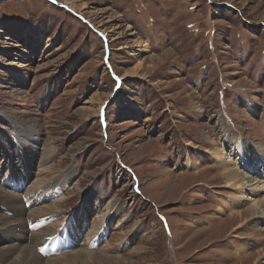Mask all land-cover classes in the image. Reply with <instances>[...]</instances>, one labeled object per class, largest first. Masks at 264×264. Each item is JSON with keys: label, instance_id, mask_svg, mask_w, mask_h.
I'll use <instances>...</instances> for the list:
<instances>
[{"label": "rangeland", "instance_id": "374dc122", "mask_svg": "<svg viewBox=\"0 0 264 264\" xmlns=\"http://www.w3.org/2000/svg\"><path fill=\"white\" fill-rule=\"evenodd\" d=\"M26 141L57 152L58 175L29 196L41 163ZM214 147L248 176L243 200ZM0 187L23 198L27 224L17 242L0 234V264L49 227L34 250L84 249L72 264L263 262L264 217L247 210L264 199V0H0Z\"/></svg>", "mask_w": 264, "mask_h": 264}, {"label": "bare ground", "instance_id": "6f19581e", "mask_svg": "<svg viewBox=\"0 0 264 264\" xmlns=\"http://www.w3.org/2000/svg\"><path fill=\"white\" fill-rule=\"evenodd\" d=\"M32 130H34V129H32ZM32 135L33 136H31L30 138H28V137H26V138L27 139L36 138L35 137L36 133H33ZM228 142L230 143V145L235 146L234 148L237 150V153L240 155V157H244L246 155L245 153H246L247 148L244 147V144H243V141L241 138L235 136L234 138H232L231 141H228ZM228 142H227V144H228ZM26 143H27V141H26ZM26 143H25V145H26ZM26 146H28L30 148V150H26V152L30 153L32 155L31 157L34 158L35 155H40V163H41V167L39 168V170H37L38 172H35L37 177H35L32 185L27 189L28 190L27 193L25 192L26 195L28 194V196H29L30 195L29 192H32L31 194H33V191L39 190L40 188H42L43 186L48 184V181L50 179L47 178V175H49V173H52L53 178L58 175V173L53 172V170L51 168L52 166H47L50 159L55 158L57 152H56L55 146L52 144H45V147H44L42 152L40 150H38V148L35 146V143H34V146H32V147L30 145V142L27 143ZM24 149H25V147H24ZM249 151H252V153L254 154V157H257L256 164L261 163V162L263 163V160L261 159L263 156L261 155L260 152H258V150L256 148H253ZM209 156L214 158L216 161H220L224 164L223 167H225V169H226L224 176L227 179V182L229 184H231V185H237V183L240 184L239 185L240 187L236 188L237 193L235 194V197H238L240 200H243L247 196L245 189H246V186L248 185V182H249V181H246L248 176L242 175V177H241L240 171H238V173H236L234 170H232V168H230L231 161L229 160L228 152L225 150V148L222 149L220 147H214V149L209 153ZM187 165L189 167H191L194 164L192 162L188 161ZM72 176H73V168L71 167L68 170H66V177L70 178ZM62 179H64V178H62ZM257 183H259V182H257ZM256 188L257 189L260 188L259 184ZM23 197H24V195H23ZM33 199L34 198L32 197L28 200L30 202V204H32V203L37 204L35 201H33ZM0 201H1V203H4V204L6 203V205L11 207L12 211H16V214L13 217L8 216L7 214H2L0 212V234L4 235L6 237H9V239L12 238L11 236H14V240L17 242V239L21 240L20 239L21 237L19 236V234H17L18 233L17 228L21 227L22 230L23 229L27 230V228H26L27 224H26V220L24 217L25 212H26L25 206L21 202V201H23V198L20 195L19 196L17 194L15 195V194H13L7 190H4L3 188L0 187ZM111 205H112V202L108 201L107 205H105V206L109 208V206H111ZM229 208L232 209V207L229 203L227 204L226 202H221V205L217 211L220 214ZM31 210H35L33 215H38L37 217H39V216L44 217V216L49 215V213L51 214L53 212L58 211V209L55 207L54 208L46 207L45 205L40 206V207H38V205L37 206L35 205V207L32 208ZM247 211L249 213V217H252L250 219V221L258 219L262 216L264 217V199L254 201V203L251 205V207H249V210H247ZM238 214H243V212L239 211ZM97 218H98V220H100V218H102V217H101V215H97ZM32 219H33V217H32ZM167 221H168V219H167ZM23 222H25V226L22 225ZM100 222L104 223V217L101 219ZM102 225H100V226H102ZM68 226H69V228H67V230H65L66 234L72 233V235H74L77 238H79V236L83 235V231L81 229H79L78 227H76V225L74 226V223L69 224ZM252 227H255V226L250 225V228H252ZM77 228H78V230H77ZM253 229H254L255 235L258 236L257 237V236L253 235V237L258 238L259 240H264V232H262L263 230H261V229L257 230L256 228H253ZM3 230L6 231V233H3ZM69 230H71V231H69ZM98 230H100V229H98ZM55 231H56L55 228L49 227V228L43 230L42 232H38L35 234L33 233L34 234V236H33L34 240H32L31 242H27L26 238L24 241H21L18 243H16L13 240L15 243H13L12 244L13 246H11L9 249L7 248L8 249L7 252L16 253V257H15V261H11L9 264H72L71 262H77V261L81 260V258H82L81 254L85 253L84 249L74 250L72 252L65 253L63 255L51 257L49 259H44L43 256H41L40 254H38L34 250L33 244H35L39 240V237H40L39 233L50 235L51 233L53 234ZM65 233L63 230V234H65ZM91 236L92 235H90V237ZM88 239H89V237L86 238L85 244H87ZM34 241H36V242L34 243ZM92 241H93V239H92ZM40 245H41V243H40ZM245 248H247L246 244L242 245V249H245ZM3 251H4L3 248H0V258H2V260L7 258V253L5 254ZM47 251H50V250L46 249V252ZM242 251L243 250H241V252ZM89 254H92V253L89 252ZM261 260H262V258L260 259L258 264L259 263L264 264V261L262 262Z\"/></svg>", "mask_w": 264, "mask_h": 264}]
</instances>
